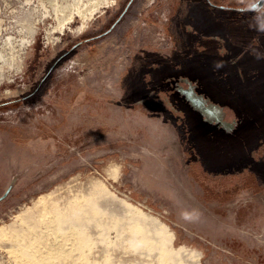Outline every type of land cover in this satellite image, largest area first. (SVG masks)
Instances as JSON below:
<instances>
[{"label": "rangeland", "instance_id": "rangeland-1", "mask_svg": "<svg viewBox=\"0 0 264 264\" xmlns=\"http://www.w3.org/2000/svg\"><path fill=\"white\" fill-rule=\"evenodd\" d=\"M186 1L0 0V264H264V101L183 68Z\"/></svg>", "mask_w": 264, "mask_h": 264}, {"label": "crops", "instance_id": "crops-1", "mask_svg": "<svg viewBox=\"0 0 264 264\" xmlns=\"http://www.w3.org/2000/svg\"><path fill=\"white\" fill-rule=\"evenodd\" d=\"M186 2L172 34L188 44L186 57L180 61L183 68L226 93L263 103L264 63L258 59L263 50L257 41L264 34V7L256 15L235 12L234 16H218L206 0ZM186 27L195 37L186 33Z\"/></svg>", "mask_w": 264, "mask_h": 264}, {"label": "flooded vegetation", "instance_id": "flooded-vegetation-1", "mask_svg": "<svg viewBox=\"0 0 264 264\" xmlns=\"http://www.w3.org/2000/svg\"><path fill=\"white\" fill-rule=\"evenodd\" d=\"M206 2L208 4V0H206ZM208 6H210L211 8H216V9H221V10H226V11H231V12H237V13H247L248 12V13L256 15L264 7V4L260 9H255V7H254L253 9H247V10H245V9L239 10L238 8H231V7H220V6L212 5L211 3L208 4ZM196 103L201 106L203 113L207 117L214 119V121H218V122L221 121L222 113L220 112L219 109H217L216 107H214L212 105L211 106L206 105V103L203 99H198L196 101Z\"/></svg>", "mask_w": 264, "mask_h": 264}, {"label": "water", "instance_id": "water-1", "mask_svg": "<svg viewBox=\"0 0 264 264\" xmlns=\"http://www.w3.org/2000/svg\"><path fill=\"white\" fill-rule=\"evenodd\" d=\"M264 4V0H259L256 5H255V9H260Z\"/></svg>", "mask_w": 264, "mask_h": 264}]
</instances>
